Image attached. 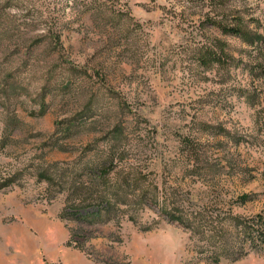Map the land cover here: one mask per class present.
<instances>
[{
  "label": "rangeland",
  "instance_id": "rangeland-1",
  "mask_svg": "<svg viewBox=\"0 0 264 264\" xmlns=\"http://www.w3.org/2000/svg\"><path fill=\"white\" fill-rule=\"evenodd\" d=\"M217 22L264 36V0H0V264H264V38ZM115 126L153 196L64 215Z\"/></svg>",
  "mask_w": 264,
  "mask_h": 264
},
{
  "label": "trees",
  "instance_id": "trees-1",
  "mask_svg": "<svg viewBox=\"0 0 264 264\" xmlns=\"http://www.w3.org/2000/svg\"><path fill=\"white\" fill-rule=\"evenodd\" d=\"M224 32H230L240 35L247 43L254 44L258 43L264 38V36L256 31L245 29L236 23L235 25H228L227 23H216ZM208 61L215 59L214 55H208ZM113 133L112 139L108 144V148L104 151L107 158L103 161L98 162L97 168L98 173L96 180H74L72 173L64 174L65 182L70 180L72 196L66 197L64 215L69 217L83 218L88 222L103 223L109 221L115 215V208L122 203H125L130 194L134 193L129 186L138 185L132 189L139 190L137 195L143 201L151 199L153 196L152 191L149 188L140 187V178L137 176V169L129 172V175H120L121 170L117 169L129 166V163L124 159V154L128 149L126 142L121 140L119 134L122 133L121 128L116 126L111 131ZM94 144L90 143L87 148H93ZM89 164H92L91 162ZM88 164V165H89ZM94 164V163H93ZM56 167L52 165L45 172L41 173L46 176L49 182H52L56 175ZM48 173V174H47ZM127 173V172H125ZM7 182H1L0 186H4ZM247 193L238 195L237 199L240 201L248 198ZM160 211L167 216L168 219L177 221L183 225L196 227L198 223L193 219L191 214L185 213L179 204H162L159 207ZM258 217V215H257ZM246 232V230L244 231ZM257 237L260 242H264V229L258 224ZM231 257L237 258L241 255L242 251L238 247ZM229 256V255H228ZM214 261H218L220 257L214 255Z\"/></svg>",
  "mask_w": 264,
  "mask_h": 264
},
{
  "label": "clouds",
  "instance_id": "clouds-1",
  "mask_svg": "<svg viewBox=\"0 0 264 264\" xmlns=\"http://www.w3.org/2000/svg\"><path fill=\"white\" fill-rule=\"evenodd\" d=\"M173 247H174V250L178 249L180 247V242L178 240H173ZM163 264H174V262L169 257V258L164 260Z\"/></svg>",
  "mask_w": 264,
  "mask_h": 264
}]
</instances>
